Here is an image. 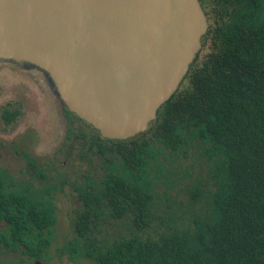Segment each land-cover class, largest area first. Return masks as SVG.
I'll list each match as a JSON object with an SVG mask.
<instances>
[{
    "label": "trees",
    "instance_id": "obj_1",
    "mask_svg": "<svg viewBox=\"0 0 264 264\" xmlns=\"http://www.w3.org/2000/svg\"><path fill=\"white\" fill-rule=\"evenodd\" d=\"M198 1L201 47L144 131L102 137L63 105L90 167L58 248L69 262L264 264V0ZM56 224L51 186L0 167V247L45 260Z\"/></svg>",
    "mask_w": 264,
    "mask_h": 264
},
{
    "label": "water",
    "instance_id": "obj_2",
    "mask_svg": "<svg viewBox=\"0 0 264 264\" xmlns=\"http://www.w3.org/2000/svg\"><path fill=\"white\" fill-rule=\"evenodd\" d=\"M198 0H0V59L43 70L102 137L142 132L201 47Z\"/></svg>",
    "mask_w": 264,
    "mask_h": 264
},
{
    "label": "rangeland",
    "instance_id": "obj_3",
    "mask_svg": "<svg viewBox=\"0 0 264 264\" xmlns=\"http://www.w3.org/2000/svg\"><path fill=\"white\" fill-rule=\"evenodd\" d=\"M4 109L18 111L8 124L2 118ZM62 109L40 72L0 60V167L17 178L51 186L57 216L55 240L47 259L36 261L0 247V264H74L60 255L58 248L72 236L70 220L76 206L75 188L90 167L81 157L79 142L70 145L68 120ZM26 155L35 160L47 178L39 177Z\"/></svg>",
    "mask_w": 264,
    "mask_h": 264
},
{
    "label": "flooded vegetation",
    "instance_id": "obj_4",
    "mask_svg": "<svg viewBox=\"0 0 264 264\" xmlns=\"http://www.w3.org/2000/svg\"><path fill=\"white\" fill-rule=\"evenodd\" d=\"M0 60H4V59H0ZM5 61H10V62H13L15 64H19L20 66H26V67H29V68H32V69H35L36 71L40 72L42 77H43V80H44V83L46 85V87L50 90V92L52 94H54L57 98V100H59L58 98V95H57V92H56V89L52 83V81L50 80V78L48 77V75L41 69L35 67V66H32L31 64L29 63H26V62H16V61H12V60H5ZM60 102V101H59ZM61 103V102H60ZM62 104V103H61ZM63 105V104H62Z\"/></svg>",
    "mask_w": 264,
    "mask_h": 264
}]
</instances>
